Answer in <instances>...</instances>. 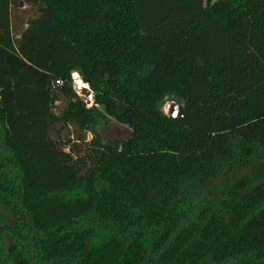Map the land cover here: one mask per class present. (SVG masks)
I'll use <instances>...</instances> for the list:
<instances>
[{
  "label": "trees",
  "instance_id": "obj_1",
  "mask_svg": "<svg viewBox=\"0 0 264 264\" xmlns=\"http://www.w3.org/2000/svg\"><path fill=\"white\" fill-rule=\"evenodd\" d=\"M0 264H264V0H0Z\"/></svg>",
  "mask_w": 264,
  "mask_h": 264
},
{
  "label": "rangeland",
  "instance_id": "obj_2",
  "mask_svg": "<svg viewBox=\"0 0 264 264\" xmlns=\"http://www.w3.org/2000/svg\"><path fill=\"white\" fill-rule=\"evenodd\" d=\"M213 1H218V0H213ZM72 76L73 77L77 76L79 79H81L78 73H73ZM75 84L76 83L73 84L74 89H76ZM86 87L89 88L88 85ZM176 104L182 105L181 103H178L173 100L169 101L164 108L165 114L169 115L170 107ZM88 107H91V106H88ZM130 133H131V129L128 126L121 125L116 122H111V124L105 127V129L99 130L98 135H100V138L103 141V143L109 144V145L111 144L115 145V144H118L126 140L130 136Z\"/></svg>",
  "mask_w": 264,
  "mask_h": 264
},
{
  "label": "water",
  "instance_id": "obj_3",
  "mask_svg": "<svg viewBox=\"0 0 264 264\" xmlns=\"http://www.w3.org/2000/svg\"><path fill=\"white\" fill-rule=\"evenodd\" d=\"M82 96L86 97L85 103L88 106L93 105V92L89 88H83L81 90ZM169 117L173 120H182L185 117V110L182 105H172L169 110Z\"/></svg>",
  "mask_w": 264,
  "mask_h": 264
}]
</instances>
